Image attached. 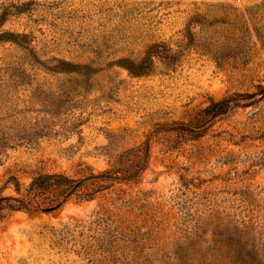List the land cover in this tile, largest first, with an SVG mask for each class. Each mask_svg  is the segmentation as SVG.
<instances>
[{
  "label": "rangeland",
  "instance_id": "374dc122",
  "mask_svg": "<svg viewBox=\"0 0 264 264\" xmlns=\"http://www.w3.org/2000/svg\"><path fill=\"white\" fill-rule=\"evenodd\" d=\"M104 171L0 264H264V0H0V197Z\"/></svg>",
  "mask_w": 264,
  "mask_h": 264
},
{
  "label": "trees",
  "instance_id": "16d2710c",
  "mask_svg": "<svg viewBox=\"0 0 264 264\" xmlns=\"http://www.w3.org/2000/svg\"><path fill=\"white\" fill-rule=\"evenodd\" d=\"M109 177V171L84 178H73L64 173H41L23 189L16 184V196L0 197V213L3 209L48 213L72 197L78 200L90 198L86 189L88 183Z\"/></svg>",
  "mask_w": 264,
  "mask_h": 264
}]
</instances>
